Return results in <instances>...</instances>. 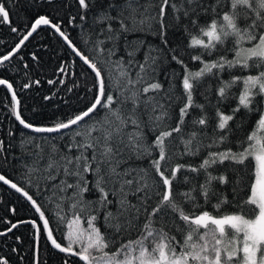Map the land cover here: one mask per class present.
I'll return each mask as SVG.
<instances>
[{"label":"snow or ice","instance_id":"1","mask_svg":"<svg viewBox=\"0 0 264 264\" xmlns=\"http://www.w3.org/2000/svg\"><path fill=\"white\" fill-rule=\"evenodd\" d=\"M30 2L0 0L5 114L32 148L6 174L0 138V264H264V0ZM42 83L69 97L51 123L24 115Z\"/></svg>","mask_w":264,"mask_h":264},{"label":"trees","instance_id":"2","mask_svg":"<svg viewBox=\"0 0 264 264\" xmlns=\"http://www.w3.org/2000/svg\"><path fill=\"white\" fill-rule=\"evenodd\" d=\"M72 0H69V3H71ZM12 3L15 5V7L12 9V14L14 18H24V19H29L31 18L35 12L37 11H42V9L39 8H33L31 5L30 0H12ZM75 9H73V12ZM15 23L19 24L20 20L15 19ZM167 23L171 24L172 23V18L171 16L168 17ZM71 31V29H69ZM75 35V33H73ZM41 37L44 39H48L49 36L47 33H41ZM170 37L173 40H183V34L181 32H177L175 35L170 33ZM0 38L6 40L9 45L13 43L15 40L14 34H12L8 28L7 25H0ZM53 43H56L55 40L52 41ZM35 43V42H33ZM57 47H60V45L57 43ZM34 48H29L26 49L25 51H34ZM4 51L2 47H0V52ZM45 62H46V67L40 71L36 72L34 69L32 70V75L34 79H41V81H46L47 79H53V71L55 68V60L52 61L51 64H48V57H44ZM142 59V55H141ZM13 74L9 73L5 75V78H11ZM16 79L19 80L20 77L16 76ZM56 87H59L57 85ZM56 88H54L51 85H48L47 83H42V86L39 88H34L32 90L27 91L24 94L23 101H24V107H25V112L24 115L26 117H34V114L32 112L33 108H36L40 116L37 117L41 119L45 123H51L53 122L51 119H45V117H52L54 118L56 115L60 114V109L64 108V105L62 104V101L59 99V97H64V99H68L69 97L65 95L66 89L61 88L58 97L54 99L53 101H45L43 100V96L45 95H50L52 91H55ZM6 98H8L6 100ZM90 98V97H89ZM72 104H77V101L75 98H72L70 101ZM10 103V94L3 89V87H0V138H4L6 142V146H9V160L11 162V166L7 167L6 169V174L7 173H13L15 174V170L17 167H19V161L18 160H13L12 157H23L26 152H30L32 150L31 146L28 144H24L23 146L20 144V138H21V133L24 134V137L26 138H31L30 134L28 133V130H23L17 122L14 121V119H9L8 116L5 114L6 113V108L5 104ZM59 105V108L57 107ZM66 110V109H65ZM9 129H12L16 131V137H8L7 136V131ZM27 162V161H26ZM185 162H190V163H195L194 160H188ZM11 178V177H10ZM0 192L6 193L5 199L7 200H17L19 197V194L14 193L11 189H8L7 186H4L0 184ZM89 199H93V196H89ZM131 199V198H130ZM133 203H135V200H132ZM215 203V201H213ZM47 207V205H45ZM209 211H212L211 207L208 208ZM115 211V209H113ZM4 209L0 208V215H4ZM21 216L25 215L23 211H21ZM29 216H31V213H28ZM55 223V221H53ZM103 230V229H102ZM29 229L27 228H22L21 232H24L27 234ZM135 233H132L130 235H127L128 239H134L135 238ZM179 238V237H178ZM17 247H21L20 245H17ZM28 245L25 244L23 245V250H27ZM44 257H49L50 253L48 252L46 247L42 248ZM12 260L13 264H15L16 261V256L12 255ZM25 264H28L27 258L25 260ZM48 264H60V257L59 255H56L55 257L49 258L48 259Z\"/></svg>","mask_w":264,"mask_h":264}]
</instances>
